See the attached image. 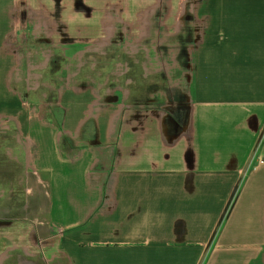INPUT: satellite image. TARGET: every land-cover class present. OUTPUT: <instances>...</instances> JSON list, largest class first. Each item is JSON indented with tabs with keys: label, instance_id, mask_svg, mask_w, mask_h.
<instances>
[{
	"label": "crops",
	"instance_id": "obj_1",
	"mask_svg": "<svg viewBox=\"0 0 264 264\" xmlns=\"http://www.w3.org/2000/svg\"><path fill=\"white\" fill-rule=\"evenodd\" d=\"M61 1L0 0V118L7 114L18 123L33 169L48 178L51 259L264 264V0ZM24 9L34 32L52 40L39 63L30 64L40 50L27 54L24 88L57 90L49 103L60 109L53 113L57 121L44 118L45 103L25 101L8 84L3 43L11 14ZM108 12L114 29L120 23L121 32L139 31L141 43L128 50L131 63L114 65L105 57L107 45L127 35L105 30ZM186 26L193 30L191 68L184 71L190 74L192 132L171 144L164 114L138 102L136 80L127 76L122 86L120 74L160 71L148 64L153 34L168 40ZM137 57L144 58L142 67L136 68ZM52 58L58 67L50 66ZM21 59L12 69L21 68ZM48 67L53 75L42 80ZM109 95L115 98L104 100ZM91 122L98 141L78 143L88 138L84 129ZM64 134L79 148L75 155L63 153ZM112 139L116 152L105 167Z\"/></svg>",
	"mask_w": 264,
	"mask_h": 264
},
{
	"label": "rangeland",
	"instance_id": "obj_2",
	"mask_svg": "<svg viewBox=\"0 0 264 264\" xmlns=\"http://www.w3.org/2000/svg\"><path fill=\"white\" fill-rule=\"evenodd\" d=\"M60 1L58 0V4ZM81 2L82 0H77L78 4ZM181 2L183 3V0ZM163 4H170V0H163ZM187 4H192V1L189 0ZM165 11L164 9L163 12ZM22 14L26 16V9L11 14L6 42L3 43L4 52L8 51L12 54V59L10 56L6 57L10 67L8 74H6L8 84L13 88H19L24 97L29 98L25 101L40 100L43 104L45 103L42 106L44 118L45 116L53 118L55 117L53 115L54 111L60 109L49 103L55 101L53 97L54 92L57 93V90L49 89V91L41 93V90H43L41 89L34 92L24 88L25 82L22 80L28 70L26 67L28 63L27 54L30 53L34 56V52L40 50L39 58H33L35 62L33 61L30 64L39 63L43 59L44 50L48 48L52 40L43 32L36 34L33 24L27 23L29 17L27 16V19H25ZM191 16V13H189L187 23ZM112 19H115V17H112ZM112 28L116 33H125L121 32L120 23L116 25L115 29L113 26ZM164 29L165 27L161 29V33L166 31ZM138 32H128L125 33L127 34L125 36L117 35L112 43L105 48L107 52L105 57L114 61V65L116 61L131 63L133 59L132 56L129 57L128 50L130 44L136 46L139 44V37L136 35ZM192 33L191 27L186 26L178 35L170 34L168 40L153 34L152 44L154 48L151 49L153 57L148 60V64L158 67L160 71L120 74L122 75L120 77L122 86L126 85L127 76H132L136 80L135 89L141 97V101L138 100V102L144 103V107L157 108V112L164 114L167 124L166 136L168 138L180 136L183 132L186 133L190 125V74L184 71H190L191 68V56L188 55L187 45L193 43ZM130 36L132 37L130 38ZM63 38L60 42L61 45L65 41ZM136 42L138 43L136 44ZM183 48H186L185 52ZM157 51L162 55L154 57ZM174 52L177 54L176 61L173 59ZM14 56L16 61L13 58ZM20 57H23L21 68L15 67L12 69L14 67L12 64L18 62ZM30 59L32 60V58ZM136 59V63H138L136 68L142 67L144 58L137 57ZM50 64L58 67L59 60L52 58ZM49 68L51 67L42 72L44 74L42 80L48 81L53 75V73H48ZM11 75L12 80H9ZM111 85H113L112 82H110ZM121 96L124 95L121 94ZM114 98L113 95L104 96L106 101ZM135 98L139 99L137 96ZM134 105H139V103L136 102ZM130 107L124 108L127 110ZM55 113L58 115L57 111ZM84 134H87L88 138H79L81 140L78 143L98 141L99 132L94 123L91 122L85 127ZM69 141L72 140L69 139ZM110 142V147L105 149L108 150L105 152V167L110 166L109 164L116 152V149L112 151L115 140L112 139ZM28 146L29 142L22 136L18 123L9 115L3 114L0 118V259L8 257L5 264H61L62 259L61 261L60 259H51V257H55L53 255L56 251L48 238V178L46 175L39 176L33 169ZM107 180L109 181L106 184V190L110 191L111 181L109 177Z\"/></svg>",
	"mask_w": 264,
	"mask_h": 264
},
{
	"label": "trees",
	"instance_id": "obj_3",
	"mask_svg": "<svg viewBox=\"0 0 264 264\" xmlns=\"http://www.w3.org/2000/svg\"><path fill=\"white\" fill-rule=\"evenodd\" d=\"M183 51L185 52L186 51V48H183ZM50 66H53V65H51L50 64ZM41 89H43V90H41ZM39 90H41L42 92L41 93H43V92H45V91H49V89L48 88H45V87H41V88H39L38 90H36V92H38ZM35 92V91H34ZM36 94V93H35ZM55 100H57V98H58V93H56V92H54V97H53ZM45 118L46 119H48V120H55V121H57L54 117L53 118H49V117H47V116H45ZM54 121V122H55ZM189 122H190V120H189ZM179 124V123H178ZM180 125V124H179ZM181 126V125H180ZM181 128V127H180ZM191 132H192V128H191V125H189V127H188V130H187V132H186V135H188V137L189 138H191ZM179 136H177V137H175V136H173V137H167V142L168 143H174L175 141H176V139L178 138ZM69 137H67L65 134L63 135V137H62V142H61V148H62V151H63V153L64 154H66V155H75L78 151H79V148L78 147H75L74 146V143H71L69 140H67Z\"/></svg>",
	"mask_w": 264,
	"mask_h": 264
},
{
	"label": "bare ground",
	"instance_id": "obj_4",
	"mask_svg": "<svg viewBox=\"0 0 264 264\" xmlns=\"http://www.w3.org/2000/svg\"><path fill=\"white\" fill-rule=\"evenodd\" d=\"M150 15V13H149V10H147V12H146V17H148ZM113 17V14L112 13H110V12H108V18L106 19V21H105V30L110 34L111 33V31H112V20L113 19H111ZM147 19V18H146ZM145 19V20H146ZM144 26H147V20H146V23H145V25Z\"/></svg>",
	"mask_w": 264,
	"mask_h": 264
},
{
	"label": "flooded vegetation",
	"instance_id": "obj_5",
	"mask_svg": "<svg viewBox=\"0 0 264 264\" xmlns=\"http://www.w3.org/2000/svg\"><path fill=\"white\" fill-rule=\"evenodd\" d=\"M7 259H8V257L1 258V259H0V260H1V261H0V264H5V263L7 262V261H6ZM5 261H6V262H5Z\"/></svg>",
	"mask_w": 264,
	"mask_h": 264
},
{
	"label": "built area",
	"instance_id": "obj_6",
	"mask_svg": "<svg viewBox=\"0 0 264 264\" xmlns=\"http://www.w3.org/2000/svg\"><path fill=\"white\" fill-rule=\"evenodd\" d=\"M5 55L7 56V57H9L10 56V58L12 59V54L11 53H9L8 51L7 52H5Z\"/></svg>",
	"mask_w": 264,
	"mask_h": 264
}]
</instances>
